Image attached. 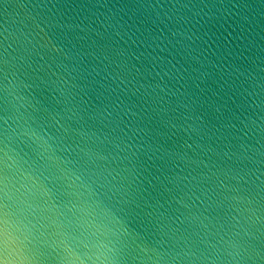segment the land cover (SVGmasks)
Returning <instances> with one entry per match:
<instances>
[{
    "label": "water",
    "instance_id": "95a60500",
    "mask_svg": "<svg viewBox=\"0 0 264 264\" xmlns=\"http://www.w3.org/2000/svg\"><path fill=\"white\" fill-rule=\"evenodd\" d=\"M0 264H264V0H0Z\"/></svg>",
    "mask_w": 264,
    "mask_h": 264
}]
</instances>
